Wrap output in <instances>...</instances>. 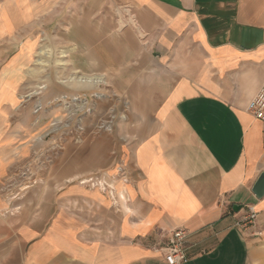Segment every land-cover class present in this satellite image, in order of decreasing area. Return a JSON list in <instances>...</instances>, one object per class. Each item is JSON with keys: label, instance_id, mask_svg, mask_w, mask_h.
<instances>
[{"label": "crops", "instance_id": "obj_1", "mask_svg": "<svg viewBox=\"0 0 264 264\" xmlns=\"http://www.w3.org/2000/svg\"><path fill=\"white\" fill-rule=\"evenodd\" d=\"M69 12L80 69L126 80L130 96L144 79L135 109L148 118L128 123L124 147L115 137L114 159L111 147L66 154L51 182L9 197L35 137L20 108L37 46L28 36ZM263 87L264 0L0 2V264H166L177 229L191 235L188 264H264V196L253 193L264 120L248 111ZM120 158L126 205L65 183L114 172Z\"/></svg>", "mask_w": 264, "mask_h": 264}, {"label": "rangeland", "instance_id": "obj_2", "mask_svg": "<svg viewBox=\"0 0 264 264\" xmlns=\"http://www.w3.org/2000/svg\"><path fill=\"white\" fill-rule=\"evenodd\" d=\"M72 18L70 12L67 15L63 14L57 17L55 23L39 26V30L28 36L37 37V46L33 48L31 63L25 69L27 75L24 79L20 108L25 118L27 113L30 114L29 122L35 137L29 158L7 182L5 189L8 190L9 197L22 192L25 188L19 187V184L23 185L21 182L23 180L17 176L23 166L37 175L38 186L51 182L61 173L66 154L75 158L81 151L92 150L95 146L100 150L111 147L112 155L109 153V157L114 159L115 137L119 140V147H124L127 145L128 123L133 120L143 122L148 118L145 116L146 112L135 109L138 105L135 104L134 94L137 90L141 92L144 79H133L131 91L134 93L130 96L128 90L123 88L127 86L126 80L117 76L114 78L106 71L90 72L94 64L89 61L87 72L80 69L79 46L74 43V29L69 25ZM43 52H47L46 55ZM71 76H93L98 79L84 83L74 82L70 86V82L65 81ZM102 83L104 84L101 85ZM97 94L101 95V98L94 97ZM85 96L87 101L82 99L75 101ZM54 101L57 106L52 104ZM53 154L54 164L43 173L37 172L35 167L37 169L38 163L44 162L50 156L53 157ZM113 171L105 169L92 175L108 173L112 175L115 173V166ZM80 179L81 177L67 178L65 183L67 185L77 183ZM118 188L122 192L124 186L119 184ZM124 190L127 195L126 186Z\"/></svg>", "mask_w": 264, "mask_h": 264}, {"label": "built area", "instance_id": "obj_3", "mask_svg": "<svg viewBox=\"0 0 264 264\" xmlns=\"http://www.w3.org/2000/svg\"><path fill=\"white\" fill-rule=\"evenodd\" d=\"M4 0H0L2 2ZM56 101V100H55ZM52 103L56 104L57 103ZM50 104V105H52ZM248 111L252 113L258 120H264V87L260 90L257 96L249 103ZM38 155V154H36ZM54 157H48L44 162L38 163L37 169L35 170L40 173L48 170L54 164ZM36 159V158H35ZM34 159V160H35ZM32 165V163L30 164ZM22 178L21 181L23 185L19 184V187H25L23 189H29L38 184L37 175L31 172L29 168L25 169L23 166L17 175ZM12 179V178H11ZM130 182V173L127 165L123 159L118 160L115 166L114 174H99L83 177L78 180L77 184L80 186L90 189L92 191H98L105 197H107L113 207L119 208L121 205H126L129 202L128 193L125 194V186L127 187ZM76 183V182H73ZM122 184L124 186L121 192L118 185ZM21 191V190H20ZM257 218L256 212L250 209L246 220L243 222V227L247 228L255 223ZM190 233L185 229H177L171 232L168 237L166 245L161 248L163 252L164 261L166 264H188L190 261Z\"/></svg>", "mask_w": 264, "mask_h": 264}, {"label": "bare ground", "instance_id": "obj_4", "mask_svg": "<svg viewBox=\"0 0 264 264\" xmlns=\"http://www.w3.org/2000/svg\"><path fill=\"white\" fill-rule=\"evenodd\" d=\"M46 53L47 52H43V54L44 55H46ZM62 57H64V53H62ZM68 56V55H67ZM80 75V74H79ZM97 80L98 78H96V77H89V76H71L67 81H65V82H70L69 83V85L71 84V83H84V82H88V81H93V80ZM95 80V81H96ZM65 82H63V83H65ZM104 83H102L101 85H103ZM74 85H76V84H74ZM71 86V85H70ZM79 86H81V85H79ZM99 86V85H98ZM94 87H97L96 85H94ZM43 88V87H42ZM94 97H96V98H101V95H99V94H97V95H95ZM84 100V101H87L88 99H87V97L85 96V98H77V100H75V101H79V100ZM84 131V129H82V132ZM84 134V133H83ZM82 135V134H81Z\"/></svg>", "mask_w": 264, "mask_h": 264}, {"label": "water", "instance_id": "obj_5", "mask_svg": "<svg viewBox=\"0 0 264 264\" xmlns=\"http://www.w3.org/2000/svg\"><path fill=\"white\" fill-rule=\"evenodd\" d=\"M253 193L258 197L261 198L264 196V175L261 176L259 181L257 182ZM235 210H239L237 207H235Z\"/></svg>", "mask_w": 264, "mask_h": 264}]
</instances>
